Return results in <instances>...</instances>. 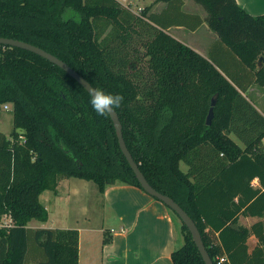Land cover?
<instances>
[{
	"label": "trees",
	"instance_id": "1",
	"mask_svg": "<svg viewBox=\"0 0 264 264\" xmlns=\"http://www.w3.org/2000/svg\"><path fill=\"white\" fill-rule=\"evenodd\" d=\"M196 1L219 40L264 88V15H250L236 0ZM149 11L117 0H0V38L40 47L95 89L123 95L115 111L129 151L149 183L194 220L214 263L264 264V115L247 88L170 35ZM138 26L145 73L140 58L123 69L112 57L117 45L140 34ZM90 98L48 60L0 45V107L11 104L13 114L11 134L0 132V220L9 218L0 223V264H79L78 230L29 227L48 221L40 197L61 179L92 181L100 193L116 184L143 190L110 115H97ZM242 218L260 220L244 226ZM180 232L173 263L205 264L182 221Z\"/></svg>",
	"mask_w": 264,
	"mask_h": 264
},
{
	"label": "crops",
	"instance_id": "2",
	"mask_svg": "<svg viewBox=\"0 0 264 264\" xmlns=\"http://www.w3.org/2000/svg\"><path fill=\"white\" fill-rule=\"evenodd\" d=\"M139 1L142 5L138 10L134 8L137 5L131 3L135 12L149 7L148 15L155 17L170 35L209 59L239 86L247 88L246 97L264 115V88L253 83V72L242 64L210 28L208 12L202 4L196 0ZM236 2L252 16L264 15V0ZM0 132L5 134L1 127ZM58 198L59 202L74 206L76 222L85 225H79L78 228L52 227L79 231V264L82 261L112 264L115 259L118 264H174L171 255L178 245L172 236V224L166 206L143 190L132 185L116 184L108 187L105 193H100L92 181L64 178L59 181L55 191L44 192L40 200L49 211L53 203L57 204ZM245 219L252 220L253 224L260 220ZM108 221H117L120 227L106 229ZM29 227L47 228L34 221L30 222ZM82 233H87L86 236L89 233L107 234L108 238L103 235L104 239L96 245L93 253L89 238L85 242Z\"/></svg>",
	"mask_w": 264,
	"mask_h": 264
},
{
	"label": "rangeland",
	"instance_id": "3",
	"mask_svg": "<svg viewBox=\"0 0 264 264\" xmlns=\"http://www.w3.org/2000/svg\"><path fill=\"white\" fill-rule=\"evenodd\" d=\"M128 3H132L134 6L137 5V7H134L138 10V8L142 5V2H140L139 0H128ZM137 30L140 32L137 34H133L132 38L129 39V42L127 44H119L117 45V50L115 52H113V59L115 60V62L117 63L118 66L122 67L123 69L125 68L126 63H128L129 60H134L137 58H140L142 60V55H143V42H144V37H143V33H142V27L137 28ZM143 62V63H142ZM141 62V67H142V71H144L145 73V68L146 65L145 62L142 60ZM10 107V110L7 111L4 109V104L1 105L0 107V127L1 130L7 134L10 135L11 132L13 131V114H12V105L8 104ZM183 169H186V166L183 165ZM56 206V209H54V207ZM166 212L168 214V216L171 219V224H172V236L175 240V244L177 247H180L183 244V235L180 232V227H181V221L169 210L166 208ZM76 208L70 204H66L64 201H60L59 202V198L57 199V204H52V206L49 207V219L47 222H40L38 220H34V222L37 225H40L42 227H47V228H52V227H60V228H66V227H74V228H78L79 225L82 224H78V222H76ZM253 219V218H251ZM264 220V218H262ZM1 222H9V218L8 217H3L0 220ZM47 223V225L45 226V224ZM240 224L244 225V226H251L252 220H248L245 218H242L240 220ZM83 227H85V225H82ZM116 227H120L119 223L116 221H108L106 222V229H110L112 230L113 228L115 229ZM87 233H82L83 239L86 242L88 240V242L90 244H92V251L93 253H95L96 250V245L99 244V242L104 239V237L107 236L102 234H91L89 233V236H86ZM180 243V244H179ZM257 241L255 239V237H252L249 240V245L251 247V249L256 245ZM180 245V246H179ZM33 249V245L30 246V249ZM177 249V248H175ZM38 256H40L39 251H38ZM30 258V255H29ZM116 260V259H115ZM112 261V264H118V261ZM88 261H90V258L88 259ZM81 264H90L87 263L86 261H82ZM96 264H101V263H96Z\"/></svg>",
	"mask_w": 264,
	"mask_h": 264
},
{
	"label": "water",
	"instance_id": "4",
	"mask_svg": "<svg viewBox=\"0 0 264 264\" xmlns=\"http://www.w3.org/2000/svg\"><path fill=\"white\" fill-rule=\"evenodd\" d=\"M0 45L2 46H8L12 48H20L29 52H32L45 60H48L50 63L58 66L63 71H65L69 76H71L74 80H76L81 86L84 87V89L92 96L94 91L96 90L82 75H80L76 70H74L72 67H70L66 62L62 61L55 55L45 51L44 49L37 47L35 45H32L28 42L10 39V38H0ZM216 105V98L212 101V106L210 108L209 114L207 116V125H210L213 118H214V107ZM115 130L117 134V138L119 141V145L121 148L122 153L124 154L125 158L127 159L130 167L132 168L139 184L141 185L144 192H146L151 197L157 199L161 203H163L165 206L170 208L173 212H175L182 223L188 228L190 231L193 241L196 244L205 264H215L212 260L205 244L203 241L202 234L200 230L198 229L196 223L194 220L190 217V215L178 204L173 198H171L168 195L160 193L158 190H156L146 179L143 172L140 170L139 165L135 162L131 152L129 151L127 144L124 139L123 135V125L120 121L118 113L114 110L111 113H109Z\"/></svg>",
	"mask_w": 264,
	"mask_h": 264
},
{
	"label": "clouds",
	"instance_id": "5",
	"mask_svg": "<svg viewBox=\"0 0 264 264\" xmlns=\"http://www.w3.org/2000/svg\"><path fill=\"white\" fill-rule=\"evenodd\" d=\"M123 101L124 97L119 93L96 89L92 94L89 103L97 115L105 116L120 107Z\"/></svg>",
	"mask_w": 264,
	"mask_h": 264
},
{
	"label": "built area",
	"instance_id": "6",
	"mask_svg": "<svg viewBox=\"0 0 264 264\" xmlns=\"http://www.w3.org/2000/svg\"><path fill=\"white\" fill-rule=\"evenodd\" d=\"M117 1H119L120 3H122L124 6H126V7H128L129 5H132L131 3H128V0H117ZM141 9V8H140ZM4 109L5 110H7V111H9L10 110V107H9V105L8 104H6V105H4ZM227 261V258L226 257H222L221 259H220V262H226Z\"/></svg>",
	"mask_w": 264,
	"mask_h": 264
}]
</instances>
